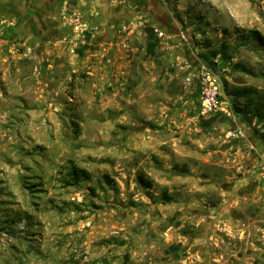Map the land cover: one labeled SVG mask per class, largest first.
Wrapping results in <instances>:
<instances>
[{
	"label": "rangeland",
	"instance_id": "374dc122",
	"mask_svg": "<svg viewBox=\"0 0 264 264\" xmlns=\"http://www.w3.org/2000/svg\"><path fill=\"white\" fill-rule=\"evenodd\" d=\"M242 29L264 35V0H0V264H264V47ZM201 63L242 113L207 122Z\"/></svg>",
	"mask_w": 264,
	"mask_h": 264
},
{
	"label": "trees",
	"instance_id": "16d2710c",
	"mask_svg": "<svg viewBox=\"0 0 264 264\" xmlns=\"http://www.w3.org/2000/svg\"><path fill=\"white\" fill-rule=\"evenodd\" d=\"M197 18L201 19L200 16H198ZM146 31H147L146 51L150 55H155V50L159 44V39L157 38L156 34H154L152 27H147ZM223 32L227 33V29H223ZM237 36L239 38V44L243 45L245 44V42L251 40L255 42V44L264 47V35L258 29L238 30ZM217 56L221 60H229L232 57V55L228 53L227 47L225 44H222L219 48L208 49L206 52L200 54L201 61L205 62L207 65H212V66H216V61H214V58ZM235 69L244 70V67L240 65L239 63H236ZM262 76L264 77V73H262ZM197 91H198V87H197ZM241 92H242L241 89H236L235 91H229L228 93L236 97L240 95ZM219 99L222 100V97L220 95H219ZM229 106H230V110L234 112H238V113L243 112L241 108L238 107L237 104H235V102L233 104L229 103ZM254 106H255L254 107L255 115L260 116V117L264 116V103L257 102ZM222 114L223 113L218 112L216 114L210 115L208 117L207 122L210 123L215 118H217L218 115H222ZM66 175L67 176L63 178V182L66 185H77L79 182L83 180H88L90 178V174L86 169L82 167H78L76 165H70L66 171ZM104 179L106 180L108 184H111L113 182V179L109 177V175L107 174L104 175ZM138 181L144 187L151 186L150 181L146 180L142 176L138 177ZM162 196L164 200L170 201V196H168L165 192H163Z\"/></svg>",
	"mask_w": 264,
	"mask_h": 264
},
{
	"label": "built area",
	"instance_id": "2783aa9c",
	"mask_svg": "<svg viewBox=\"0 0 264 264\" xmlns=\"http://www.w3.org/2000/svg\"><path fill=\"white\" fill-rule=\"evenodd\" d=\"M194 75L199 92L200 113L203 116H210L218 112L229 114L230 106L219 99V86L208 66L201 63Z\"/></svg>",
	"mask_w": 264,
	"mask_h": 264
}]
</instances>
